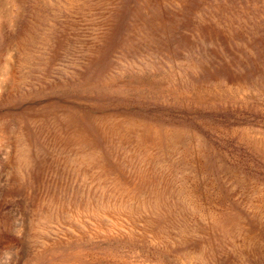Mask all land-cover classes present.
<instances>
[{
	"label": "rangeland",
	"instance_id": "rangeland-1",
	"mask_svg": "<svg viewBox=\"0 0 264 264\" xmlns=\"http://www.w3.org/2000/svg\"><path fill=\"white\" fill-rule=\"evenodd\" d=\"M1 1L0 264H264V0Z\"/></svg>",
	"mask_w": 264,
	"mask_h": 264
},
{
	"label": "bare ground",
	"instance_id": "bare-ground-1",
	"mask_svg": "<svg viewBox=\"0 0 264 264\" xmlns=\"http://www.w3.org/2000/svg\"><path fill=\"white\" fill-rule=\"evenodd\" d=\"M60 2V1H59ZM4 5H5V3L3 2V1H1L0 0V11H2V7L4 8ZM66 7V6H65ZM75 7V6H74ZM6 11V10H5ZM5 13V12H4ZM1 15V14H0ZM4 16V15H3ZM6 16V15H5ZM13 48V47H12ZM16 50H18V49H16ZM28 59V58H27ZM6 63V62H5ZM4 63V64H5ZM9 65V64H8ZM7 66H5L4 67V69H1V74H0V83H5V81L9 78L8 76H7ZM9 70H10V68H9ZM8 77V78H7ZM3 86V85H2ZM6 87V86H5ZM3 130H4V128H3ZM5 131V130H4ZM2 132V131H1ZM1 132H0V134H1ZM9 132V131H8ZM3 133V132H2ZM5 133V132H4ZM4 133H3V135H4ZM10 133V132H9ZM9 136V135H8ZM13 136V135H12ZM3 138V137H2ZM9 139V138H8ZM5 140V139H4ZM149 152H151V151H149ZM148 154V153H147ZM142 167V166H141ZM146 168V167H145ZM161 183V182H160ZM153 195V194H152ZM186 195V194H185ZM157 196V195H156ZM184 196V195H183ZM156 205V204H155ZM256 205H257V203H256ZM131 206H133V205H131ZM159 207V206H158ZM160 208V207H159ZM48 213V212H47ZM164 213V212H163ZM53 214V213H52ZM68 214V213H67ZM66 214V215H67ZM71 215V214H70ZM106 217V216H105ZM47 219H48V217H47ZM76 219V218H75ZM107 219V218H106ZM28 220V219H27ZM57 220V219H56ZM68 220V219H67ZM110 220V219H109ZM51 221H53V220H51ZM92 223V222H91ZM110 223V222H109ZM111 224V223H110ZM81 225V224H80ZM223 226V225H222ZM245 227V226H244ZM24 235V234H23ZM251 235V234H250ZM249 235V236H250ZM248 236V237H249ZM41 237V236H40ZM247 237V238H248ZM12 238V237H11ZM244 239V238H243ZM24 240H26V239H24ZM251 242V241H250ZM15 243V242H14ZM31 245V244H30ZM13 246V245H12ZM12 246H11V248H12ZM37 246V245H36ZM14 247V246H13ZM25 249H27V248H25Z\"/></svg>",
	"mask_w": 264,
	"mask_h": 264
}]
</instances>
